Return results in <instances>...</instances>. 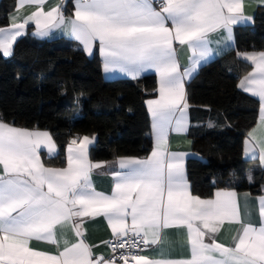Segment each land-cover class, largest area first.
I'll return each instance as SVG.
<instances>
[{
  "label": "snow or ice",
  "instance_id": "1",
  "mask_svg": "<svg viewBox=\"0 0 264 264\" xmlns=\"http://www.w3.org/2000/svg\"><path fill=\"white\" fill-rule=\"evenodd\" d=\"M45 0H19L18 10L35 6L22 19L11 17L9 28H0V53H13V44L34 22L35 35L47 36L60 28L92 53L99 41L105 71L119 69L135 79L154 69L159 80V98L147 101L153 118L155 145L145 159L120 158L122 172L115 173L111 196L96 192L90 174L102 167L89 161L85 136L68 147V166L48 168L40 162L37 149L49 153L55 144L47 132L27 131L0 122V264H264V198H260L261 226L245 223L238 210L235 192H217L215 199L202 200L191 194L184 175V153L167 151L168 131L186 128L188 108L184 80L191 77L199 60L210 54L209 33L223 29L231 39L232 26L251 19L244 15V0H76L74 19H66L59 4L45 11ZM175 44L187 45L194 59L180 70ZM238 55H240L238 53ZM254 65L240 87L259 98L264 127V52L245 54ZM177 112L179 115L177 116ZM174 125V128H173ZM254 132L249 136L257 140ZM75 146V147H74ZM264 165V137L257 140ZM251 151L246 148V153ZM247 195V194H246ZM103 216L119 243L116 248L139 249L158 244L162 230L186 228L190 258H150L120 254L115 259L92 258L83 239L70 242L57 229L72 226L82 235L76 218ZM130 217V223L129 218ZM238 223L241 230L234 246L215 239L225 223ZM206 237L211 241L205 242ZM55 244L52 255L30 247V241ZM61 244L63 249L60 250Z\"/></svg>",
  "mask_w": 264,
  "mask_h": 264
},
{
  "label": "trees",
  "instance_id": "2",
  "mask_svg": "<svg viewBox=\"0 0 264 264\" xmlns=\"http://www.w3.org/2000/svg\"><path fill=\"white\" fill-rule=\"evenodd\" d=\"M14 7L15 0L0 1V28L8 26ZM253 15L251 25L235 27L234 48L201 67L187 85L192 155L185 170L192 195L200 198L216 190L261 193L262 171L242 155L258 101L238 88L251 66L237 53L264 51V7ZM97 58L71 40L30 35L15 41L10 57L0 53V121L48 131L58 152L50 159L42 155L47 167H63L64 148L84 136L94 139V162L142 158L151 150L144 102L154 96L156 78L105 80Z\"/></svg>",
  "mask_w": 264,
  "mask_h": 264
},
{
  "label": "crops",
  "instance_id": "3",
  "mask_svg": "<svg viewBox=\"0 0 264 264\" xmlns=\"http://www.w3.org/2000/svg\"><path fill=\"white\" fill-rule=\"evenodd\" d=\"M1 1V0H0ZM75 2L76 0H45V3L43 5V8L45 11L50 10L53 6H56L57 4L60 5L63 14L66 19L68 18H73L74 19V11H75ZM160 2V0H153V4L156 7L155 3ZM18 3L19 0H15V7L14 10L11 11V13L8 15V26L5 28H9L12 20L11 17L16 16L20 22H22V19L29 15L32 11L35 10V6H25L22 9L18 10ZM264 7V0H244V15L247 17H250L251 19L247 21H242L236 25L232 26V35L231 39H228V33L223 30H217L216 32L209 33L208 35V40H209V49H210V54L204 58L199 60V63L197 64L195 70L192 72L191 77L188 79L184 80V87H185V92H187V85L192 80L201 67L207 65L208 63H211L213 60L216 58L222 56L224 53H227L230 51L232 48H234V29L235 27L239 26H246V25H251L253 17L258 8ZM157 8V7H156ZM159 10V8H157ZM37 32V28L34 22H29L24 30V35L20 36H27L30 35L31 37H34L35 39L38 40H53V39H58V38H64L71 40L72 42L76 43L84 52V54L88 58H92L93 56H97L101 63V73L102 77L105 80H115V79H125V80H130V81H136L141 79L144 76L147 75H153L156 78V89H155V94L153 97L148 98L145 100L144 105L148 114L149 122H150V131H149V137L151 139V150L148 155L151 154L152 149L155 145V139H154V131H153V118L151 116V113L149 112L148 104L147 101L149 100H154L159 98V83H158V76L156 75V72L154 69H146L142 71L135 79H133L130 75L121 72L119 69H113L112 71H105L104 68V57L100 53V46H99V41L93 42L92 46V53L89 54L84 50V46L80 43V41L76 40L73 38L69 32H66L63 27L60 28H52L49 30L47 36H37L35 33ZM19 37L17 38V40ZM15 43V42H14ZM14 45V44H13ZM176 49V55L178 59V63L180 66L181 72L185 68H190L192 65V59H194L192 52L188 49L187 45H179L175 44L174 45ZM264 52V51H262ZM252 53H260V52H239L240 55L237 56L239 59L242 61L248 63V65L251 66V70L249 73H251L254 69V65L252 64L251 61L244 59L245 54H252ZM2 54V53H1ZM3 56V54H2ZM11 56V55H10ZM7 56V57H10ZM5 57V56H3ZM248 73V74H249ZM248 74L244 75L242 78H240L238 82V88L239 91H242L244 94L256 99L258 101V115H257V120L253 128L248 132L246 135V138L243 141V156L244 158L248 160H256V164L254 169H257L259 171H262L263 174V183L261 186V193L259 195H252L250 193L246 192H236L234 190H216L214 193H212V197L208 199L200 198L202 200H209V199H215L216 198V193L217 192H235L236 197H237V205H238V210L241 215V218L245 223L251 224L254 227L259 228L261 226V217L259 214V209H260V198H264V165L261 164L259 155H260V149L259 147L256 146L257 140L260 138L264 137V127L260 125V120H261V105L259 98L256 96L251 95L249 92L244 91L240 87V82L244 79L245 76ZM186 99H187V94H186ZM188 104V101H187ZM189 109L190 106L188 104V108L185 113V118H186V128L183 131H175L172 128L169 129L168 131V144H167V151L170 153H184L183 157V164H184V175L185 179L187 182V185L190 189V183L188 181L187 177V172H186V161L189 158V156L192 155L191 152V140L188 138V130L191 126L190 122V114H189ZM179 115V112H177V116ZM1 122V121H0ZM9 125V124H8ZM14 127V126H12ZM17 128V127H16ZM174 128V125H173ZM27 130V129H24ZM254 132V135L256 136L257 140H253L250 136V132ZM27 131H38V132H47L45 130H27ZM51 136V134L49 133ZM85 137V136H84ZM89 137V136H87ZM52 138V137H51ZM81 138H77L76 140L79 141ZM93 142L92 144L89 145V152H88V157L89 161L91 163H99L102 165L100 168H95L92 170L90 174V179L92 186L96 192L103 193L106 196H111L113 193L114 185H115V178L114 174L119 173L125 170H122L119 167L118 160L120 159H115L112 161H107V162H94L91 161L90 158V147L94 143V139L92 137H89ZM53 143L55 144L53 138H52ZM72 141V140H71ZM71 144V142L66 146L65 149V165L61 168H66L68 166V147ZM75 147V146H74ZM246 148H250L251 151L246 153ZM57 146L55 144V151L52 153H49L48 148L44 146L43 144L37 149L38 155L40 157V162L42 163V155H45L49 159L51 157H55L57 155L58 150ZM147 155V156H148ZM147 156L142 157V158H134V159H145ZM43 164V163H42ZM44 165V164H43ZM44 167H47L44 165ZM48 168H55V167H48ZM2 166H0V174H2ZM192 194V193H191ZM247 194V195H246ZM194 196V195H193ZM197 197V196H195ZM129 223H130V217ZM77 222L81 224V233L82 235L80 237H77L75 232L72 230V226L68 225L67 228L64 229H57L58 234L63 233V238L68 239L70 242H78L80 239H83V241L91 247L92 253H93V259L95 260L99 256H103L105 259L108 256V247H107V242L110 238L114 237L112 234V231L108 225L107 220L103 216H97L95 218L92 217H82V218H76ZM241 230V226L238 223H229L225 222L220 230L215 233V239L218 243H221L225 246H234V237H237L239 232ZM186 228H168V229H163L162 230V239L158 244H149L145 245V249L141 255L147 256L150 258H171V259H186L190 258V248L187 245V236H186ZM205 242L210 243L211 241L206 237ZM30 247L34 250L37 251H42L45 253H49L52 255L58 254V250L55 244H50L45 241H37V240H32L30 241ZM63 249V244H61L60 250ZM107 260V259H106ZM118 264V263H117ZM135 264V262L133 263Z\"/></svg>",
  "mask_w": 264,
  "mask_h": 264
},
{
  "label": "built area",
  "instance_id": "4",
  "mask_svg": "<svg viewBox=\"0 0 264 264\" xmlns=\"http://www.w3.org/2000/svg\"><path fill=\"white\" fill-rule=\"evenodd\" d=\"M156 7L159 8L160 7V2H156L155 3ZM108 242H111L112 244H115V243H119V241L116 239V237H112L108 240ZM107 249H108V256L106 259H115L117 257H119L120 254H128V253H131V254H135V255H141L144 251V247L145 245H143L141 243V246L139 249H134V248H128L126 246L125 249H120V248H116L115 252H113V249H112V246L110 245V243H107ZM117 263L118 264H124V262L122 260H117ZM134 261H131L130 264H133Z\"/></svg>",
  "mask_w": 264,
  "mask_h": 264
},
{
  "label": "rangeland",
  "instance_id": "5",
  "mask_svg": "<svg viewBox=\"0 0 264 264\" xmlns=\"http://www.w3.org/2000/svg\"><path fill=\"white\" fill-rule=\"evenodd\" d=\"M4 58H8V57H4Z\"/></svg>",
  "mask_w": 264,
  "mask_h": 264
}]
</instances>
